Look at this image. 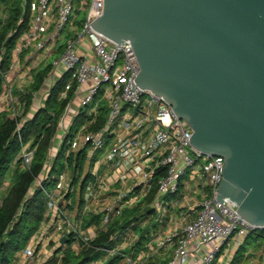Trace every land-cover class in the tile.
Wrapping results in <instances>:
<instances>
[{
	"label": "built area",
	"instance_id": "2783aa9c",
	"mask_svg": "<svg viewBox=\"0 0 264 264\" xmlns=\"http://www.w3.org/2000/svg\"><path fill=\"white\" fill-rule=\"evenodd\" d=\"M76 2L32 0L28 27L18 36L7 69L0 70V111H7L16 120L17 130L30 117V114L27 116L30 105L26 108L23 95L29 91L32 98L37 91L28 89L34 72L50 64L41 83L46 96L56 81L53 75L57 68L63 70L61 76L69 74L59 92V98L69 94V99L57 117L47 157L32 183V187L39 186L44 191L46 219L17 253L13 264H34L41 247L38 232L44 225L52 227L60 237L68 238L71 234L80 247L89 245L97 232L107 227L113 215L149 191H154L155 203H161L162 196L167 194L181 196L175 199V204L185 200L189 205L183 218L194 214L185 219L181 227L174 226L155 235L156 244L164 248L177 238L167 264H189L192 258L196 260L194 264L223 261L229 248L241 245L247 235L259 234L264 225L246 222L235 212L237 204L227 196L222 197L224 203L217 199L223 157L190 143L188 137L192 128L177 117L172 105L150 88H141L135 83L133 78L139 64L130 41L124 39V44H120L90 26L89 22L102 13L104 0ZM75 7L85 10L78 22L80 28L73 23ZM66 27L67 34L63 32ZM58 52L59 57H53ZM77 144L79 146H75ZM72 145L74 148L70 150ZM36 146L31 140L22 141L18 153L20 166L30 167ZM59 151L62 165L58 172L50 174ZM78 155L82 158L80 166ZM109 159L108 171L103 172ZM90 162L99 164L100 171L90 166L81 182L83 190L88 188L80 194L79 201L84 206H91L99 198L98 192L93 190L96 185L107 188L112 182L120 181L124 185L129 180L132 184L126 190L119 189L110 203L99 207L97 213H102V223L96 224L94 231L75 222L63 203L64 192L69 188V184H64L66 175L74 173L79 181V169L83 163ZM187 169L190 175L181 178ZM187 179L193 183L189 184ZM187 188L194 192L182 193ZM260 235L264 237V232ZM63 242L58 239V243ZM101 249L118 252L115 247ZM258 255L260 258L250 259L251 264H264V244L259 247ZM122 257L113 264H137L138 257L127 254ZM99 263L92 259L86 264Z\"/></svg>",
	"mask_w": 264,
	"mask_h": 264
},
{
	"label": "water",
	"instance_id": "95a60500",
	"mask_svg": "<svg viewBox=\"0 0 264 264\" xmlns=\"http://www.w3.org/2000/svg\"><path fill=\"white\" fill-rule=\"evenodd\" d=\"M89 24L130 41L135 83L172 105L190 143L223 157L217 199L264 225V0H104Z\"/></svg>",
	"mask_w": 264,
	"mask_h": 264
},
{
	"label": "trees",
	"instance_id": "16d2710c",
	"mask_svg": "<svg viewBox=\"0 0 264 264\" xmlns=\"http://www.w3.org/2000/svg\"><path fill=\"white\" fill-rule=\"evenodd\" d=\"M31 1L0 0L2 5V10L0 9V70L7 69L14 44L18 36L28 27ZM49 67L50 64L34 72L33 83L28 89L39 88ZM68 76L66 72L55 81L44 99V104L37 108L31 117L23 121L19 130L16 129V120L11 118L7 111H0V187L7 175H11V183L0 200V264H13L17 260V253L46 219L44 191L39 186L32 187V183L47 157V149L56 129L57 117L69 99V94L64 98H59V92ZM1 84L0 74V92ZM23 99L28 108L31 99L29 91L23 95ZM27 140H31L34 144L37 143V146L30 167L24 168L20 166L18 153L22 141ZM61 158V151H59L50 168V174L60 170ZM81 162L82 158L78 155L79 166ZM77 178L74 177V182ZM152 194L153 191L149 195L150 198ZM137 206L132 209L125 208L115 222L107 225L105 229H100L90 240L89 245H82L77 251L70 247L73 236L68 234V238L54 249L43 264H86L97 258L102 252L101 248L108 246L111 242V234L115 230L126 227L129 223L126 219L139 209ZM97 218V215H93L86 219L83 226ZM263 231L264 229L260 233ZM65 243L67 246L62 249ZM60 250H62L61 255L58 254ZM121 257V253H117L105 264H113Z\"/></svg>",
	"mask_w": 264,
	"mask_h": 264
},
{
	"label": "crops",
	"instance_id": "0c3cea01",
	"mask_svg": "<svg viewBox=\"0 0 264 264\" xmlns=\"http://www.w3.org/2000/svg\"><path fill=\"white\" fill-rule=\"evenodd\" d=\"M66 34L68 31L65 32ZM63 39V38H62ZM49 62V60H48ZM63 73V70L56 69L54 71L53 79L57 80L61 74ZM43 84V83H42ZM40 84L39 88H37V91L41 88H45L44 85ZM46 94L41 97L45 99ZM75 101V100H74ZM44 102V101H43ZM36 104V105H35ZM37 102L34 101L33 97L30 99V107L28 112V115H33L35 110L37 109ZM41 104V102H40ZM79 146V144L75 145ZM74 147L73 145L70 146V150H72ZM94 156V159H96ZM111 160L109 159L106 164H104L105 168L103 172L108 171L107 164H110ZM90 166L100 171L99 164L93 165L92 162L90 163H83L82 168L79 169L80 173V180L74 182V173H69L66 175L64 179V184L68 185L69 188L64 192V200L63 203L69 208L68 213L72 216V218L80 223V226H82L84 229H88L89 231H94L93 228H96V224L98 226L101 222V212L97 211L99 210V207H102L103 204L106 202L110 203V201L115 197L117 194V191L119 189H128L132 184L131 180L127 181L126 184H122L120 181L112 182L107 188H104L102 186L96 185L97 187H94L93 190L98 192V199L96 201L92 202L91 206H84L83 203H80V194H82V191L84 192L88 188L81 185V182L83 179H85L86 172L89 170ZM103 167V166H102ZM71 170V169H69ZM61 172V171H60ZM58 174V173H57ZM186 181L190 183L191 179H187ZM83 183V182H82ZM81 186V187H80ZM81 189V190H80ZM134 191L136 188L133 189ZM89 191V190H88ZM194 192L193 190H189L187 188L184 192L186 195L189 193ZM133 193V191L130 192V194ZM152 193V191H149L146 195L141 196L140 199L132 204L131 206H124L121 210V212L116 213L110 218V222L108 225L112 222L116 221V218L120 216L122 211L125 208L132 209L135 206L139 207V209L134 212L133 214H130L128 216L129 223L124 228H120L117 231L115 230L114 233L111 234V242L108 243L109 245L107 247H112L117 249V253L127 254L131 255L132 257H138L137 264H167L168 260L173 254L174 247L177 242V238L175 237L168 247H159L156 244L155 235L159 232H162L163 230H167L169 228H172L174 226L181 227L185 221V219L191 218L194 214L193 212L190 213L186 218H183V213L188 210L189 205L185 203V200L183 202H178L175 204V199H180L175 194H167L162 196V202L161 203H155V198H150L149 195ZM67 208V209H68ZM160 214V215H159ZM93 215H97L98 218L96 220H91L89 224H86V226H83L84 222L87 221L86 219L91 218ZM122 220H120L121 222ZM102 223V222H101ZM43 229L38 232V238L41 240V245H44V251L42 250V257L35 258L33 263L34 264H43L53 253L54 249L58 247L60 243H58V239H61L60 235L57 231L53 230L52 227H47V224L42 227ZM44 232V234H43ZM264 232V231H263ZM41 236L39 237V235ZM249 237H251V240L255 244L253 248H250V246L245 249L243 248L242 244L239 246H233L229 248L225 259L223 261L214 260L213 264H234L236 262L244 260V258L249 260L254 258L255 260L260 258V255H258V249L260 246L264 244V237H262L260 234L255 233L254 235H247L243 242L247 240ZM67 239V238H66ZM65 241V240H63ZM55 242V243H54ZM242 242V243H243ZM47 243H54L51 247L50 251H45V245ZM67 243L62 245V249L66 248ZM129 246V247H127ZM70 247L74 250H78V247L76 248L74 244H70ZM127 247V248H126ZM41 248V247H40ZM126 248V249H124ZM243 248V249H242ZM60 253V251H59ZM116 251L114 253L108 252L105 249H102L101 254L93 259L100 261V264H105L113 255L117 254ZM189 264L196 263L195 259H189Z\"/></svg>",
	"mask_w": 264,
	"mask_h": 264
},
{
	"label": "rangeland",
	"instance_id": "374dc122",
	"mask_svg": "<svg viewBox=\"0 0 264 264\" xmlns=\"http://www.w3.org/2000/svg\"><path fill=\"white\" fill-rule=\"evenodd\" d=\"M75 2H76V0H75ZM77 3V2H76ZM77 5V4H76ZM0 9L2 10V5L0 4ZM0 10V11H1ZM74 13H75V18H74V25H76L77 27H81V25L78 23L82 18H83V16H84V14H85V10L84 9H77L76 7H75V9H74ZM66 29H67V27L63 30V32L65 33L66 32ZM59 55H60V53L58 52L57 54H55V55H53V57L54 56H57V57H59ZM60 69V68H59ZM33 71H34V69H33ZM44 95V89L43 88H41V89H39V91H36L35 93H34V95H33V99H34V101L35 102H37L38 104H37V106H39V104H40V102L42 103V101L43 100H41L40 101V99H42L41 97ZM36 105V104H35ZM190 174H189V169H187V171L182 175V177L181 178H187L188 176H189ZM10 183H11V175L10 174H8L7 175V177H6V179L4 180V182H3V184H2V186L0 187V200H1V197H2V195L5 193V191L7 190V188L9 187V185H10ZM253 233V232H252ZM252 235H254V234H252ZM37 241H40V239H38ZM55 243V242H54ZM54 243H47L46 245H45V251H50L51 250V247H52V245L54 244ZM34 244H35V242H34ZM72 244H74V246L77 248H79L80 246V243L77 241V240H74L73 242H72ZM255 244L253 243V241L251 240V237H249L247 240H245L243 243H242V246H243V248L245 247V249H247L249 246H250V248H253V247H255L254 246ZM44 245H41V248L38 250V253L36 254V256L34 257V258H39V256H40V258L42 257L41 255H42V250L44 251ZM127 247H129V246H127ZM126 247V248H127ZM126 248H124V249H126ZM242 248V249H243ZM123 258V257H122ZM121 258V259H122ZM120 259V260H121ZM100 264V263H99ZM234 264H249V260L248 259H246V258H244V260H242V261H239V262H236V263H234Z\"/></svg>",
	"mask_w": 264,
	"mask_h": 264
}]
</instances>
